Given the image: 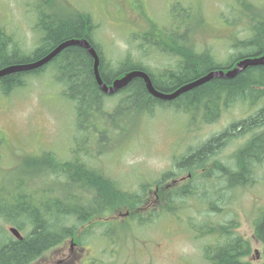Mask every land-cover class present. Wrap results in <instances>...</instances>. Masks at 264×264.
<instances>
[{"label":"rangeland","instance_id":"obj_1","mask_svg":"<svg viewBox=\"0 0 264 264\" xmlns=\"http://www.w3.org/2000/svg\"><path fill=\"white\" fill-rule=\"evenodd\" d=\"M48 1H51L49 7L46 0H0V30L3 32L0 42L11 45L12 37L14 44L28 54L39 44L42 29L39 27L38 32L35 26L40 18L48 14L63 17L71 12H83L92 18L93 39L107 64L117 65L130 57L158 70L174 67L175 58L150 44L153 30L155 39L160 37L159 40L172 43L173 38L181 42L182 35L191 29L190 40L196 48H209L224 62L229 60L228 54L235 51V45L241 46L240 40H247L254 33L250 16L241 10L237 0ZM249 1L256 6V11L249 12L264 23V0ZM109 95L106 110L112 111L122 96ZM263 106L264 102L254 107L236 105L224 109L218 119L205 122L202 111L198 110L191 113L157 107L154 113L148 114L138 113L131 104H124L123 111L128 117L117 119L116 126V120L113 121L102 140L94 137L95 134L86 136L87 131L77 128L73 105L62 95L51 69L30 77L25 87L10 95L0 94V181L5 185L6 203L11 200L9 192L18 189L14 185L19 180L23 181L22 190H36L35 204L55 198L61 189L59 186L68 189L65 204H72L68 198L71 194L81 195L76 199L78 203L88 198V193L68 188V184L62 182L67 173L57 177L52 175L49 166L37 161L31 163L44 152H52L54 160L58 156L70 159L79 155L95 168L99 167V175L114 178L129 192H139L143 184H149L144 201L134 208L140 218L147 220L145 223L126 215L133 210L129 206H118L92 219L93 222L108 221L107 225L77 226L75 238H68L46 251L32 264H209L203 258V245L214 237L202 236L194 227H199L205 218L216 226L234 220V231L251 245L246 259L264 264V246L254 235V221L261 208L264 209V163L254 167L255 180L249 186L226 192L225 189L219 191L221 187L217 188L216 182L203 184L205 187L199 189L202 192L185 199L178 205L176 214L163 212V198L155 195L160 190H155L160 178L168 171L172 172L173 179L180 180L178 184L200 185L202 180L189 177L187 172L175 167L174 159ZM83 124L88 130V122ZM248 137L236 138L222 146L216 159L235 169L236 150ZM86 150L93 154L87 156ZM209 167H213L212 163ZM71 172L72 177L82 175L84 168ZM172 178L164 184L170 183ZM203 192H207L211 200L221 197L224 208L209 211L208 203L202 204ZM105 193L102 196L107 197ZM69 223L76 224V221L71 219ZM11 226L0 218V227L10 234ZM107 229L113 232L108 233Z\"/></svg>","mask_w":264,"mask_h":264},{"label":"trees","instance_id":"obj_2","mask_svg":"<svg viewBox=\"0 0 264 264\" xmlns=\"http://www.w3.org/2000/svg\"><path fill=\"white\" fill-rule=\"evenodd\" d=\"M46 2L48 7L51 6V1L46 0ZM237 2L241 10L250 16L253 22L251 30H254V33L247 40H240L241 46L235 45V51L228 54L229 60L225 62L219 61L209 48L197 49L190 40L191 29H187L182 35L181 42L173 38L172 43L159 40L160 37L155 39L154 30L150 33V44L174 57V67H163L164 69L156 70L130 57H126L117 65L107 64L99 45L93 39L95 26L91 16L83 12H71L63 17L48 14L40 18L35 26L38 32L41 31L39 27L42 29L39 44L28 54L22 52L14 44L12 37H10L11 45L1 41L0 68L38 60L68 40L86 38L100 55V72L107 84L110 85L114 79L127 71L143 69L150 74L157 89L173 92L210 71L229 70L243 58L264 55V23L259 16L249 12L256 11L255 4L249 0H237ZM2 33L0 30V35ZM93 62V57L86 48L78 44L66 46L41 68L12 72L0 77V94L10 95L25 87L30 77L39 76L45 70L51 69L54 80L62 88V95L73 105L77 128L80 131H87L86 136L95 134L94 137L102 140L106 138L113 121L116 120L114 124L116 126L117 119L122 120L128 117L123 111L124 104H131L138 113L148 114L154 113L155 109H167L168 107L191 113L198 110L202 111L203 121L212 122L218 119L226 108L229 109L236 105L254 107L259 102H264V64H257L246 67L232 78H212L171 101L160 100L152 96L144 80L136 77L125 88L116 92L117 95L122 96L120 103L117 107L114 106L112 111H107L106 98L110 95L99 87L94 74ZM84 122H88V130L83 128ZM246 135L249 137L235 153V169L216 159L222 146ZM86 152L87 156L93 154L91 150H86ZM36 161L47 165L46 167L49 166L52 175L57 177H62L67 173L62 182L68 184V188L74 187L88 193L89 196L78 203L76 199H79L81 195L77 197L71 194L68 198L72 204H65L64 196L68 189L65 186L63 188L59 186L61 189H58L55 198L35 204L36 190L30 192L22 190L23 181L19 180L14 185L18 189L9 192L11 200L6 203L3 197L5 185L3 181H0V218L17 227L23 234V238L19 240L0 227V264H32L46 251L62 244L68 238H75L77 226L86 223H89L90 228L107 225L108 221L93 222L92 219L96 215H103L106 211H113L118 206L124 205L132 208L133 210L129 211L132 220L138 219L141 223L147 221L140 218L142 216L135 212L134 208L137 209L144 201L145 191L149 184H143L139 192L126 191L114 178L99 175L97 173L100 171L99 167L95 168L79 155L70 159L58 156V159L54 160L52 152H44L41 156L34 157L31 163H36ZM211 163L213 167H209ZM263 163L264 106L254 114L231 123L221 132L212 135L205 142H201L195 148L174 159L175 167L187 172L189 177L201 179L202 183L200 182V185L188 184L189 182L186 185L175 184L168 191L162 190V186L166 185L164 184L166 180L174 178L171 171L164 173L158 182L160 190L157 192L158 196L163 198L162 211L168 214L178 213V205L183 204L189 197H196L202 192L199 191L200 186L204 188L203 184L208 182H216L217 188L221 187L218 190L225 189L226 192L249 186L255 180L254 167ZM80 167L84 168V174H76L72 177L71 171L73 169L77 171ZM38 170L41 171L40 168ZM103 193L107 197L102 196ZM202 196L205 197L202 204L208 203L209 211L216 212L224 208L221 197L211 200L207 192H203ZM71 219H75L76 224L69 223ZM199 225V227H194L202 236L212 235L214 237L213 240L211 238L203 245V258L209 264H254L246 259L251 253L250 242L234 231L233 228L236 227L234 220L216 226L211 220L205 218ZM106 231L113 232L109 229ZM254 235L264 246V209L262 208L254 221Z\"/></svg>","mask_w":264,"mask_h":264},{"label":"water","instance_id":"obj_3","mask_svg":"<svg viewBox=\"0 0 264 264\" xmlns=\"http://www.w3.org/2000/svg\"><path fill=\"white\" fill-rule=\"evenodd\" d=\"M72 44H78L86 48L88 52L91 54V56L93 57L94 74L99 84V87L101 88L103 92L107 94H114L120 89L125 88L134 78L139 77L144 80L146 88L152 96L160 100H164V101L174 100L175 98L179 97L182 93L194 87L200 86L206 83L207 81L211 80L212 78H215V77L232 78L236 76L240 71H242L243 69H245L246 67L250 65L264 64V55L249 56L237 62L234 68H231L229 70L221 69V70L210 71L209 73L201 76L200 78L182 85L181 87L177 88L173 92H164V91L157 89L155 85L153 84L150 74L143 69L130 70L126 72L123 76L114 79L113 82L109 85L103 80L101 76L100 55L98 51L96 50V48L92 45V43L89 40H87L86 38H83V39L68 40L60 44L57 48L53 49L47 55L43 56L42 58L38 60L27 62V63L11 64L3 68H0V77L10 74L12 72L31 71V70L41 68L42 66L49 63L60 52L61 49H63L66 46L72 45ZM10 230L15 236H17V238L22 239V235L20 234L17 228L11 227Z\"/></svg>","mask_w":264,"mask_h":264},{"label":"flooded vegetation","instance_id":"obj_4","mask_svg":"<svg viewBox=\"0 0 264 264\" xmlns=\"http://www.w3.org/2000/svg\"><path fill=\"white\" fill-rule=\"evenodd\" d=\"M179 182L175 183V184H178ZM158 188V187H157ZM166 189H171V187L169 186H166Z\"/></svg>","mask_w":264,"mask_h":264}]
</instances>
